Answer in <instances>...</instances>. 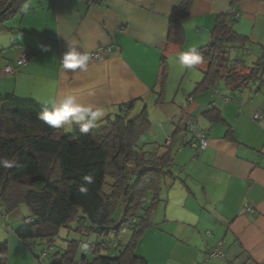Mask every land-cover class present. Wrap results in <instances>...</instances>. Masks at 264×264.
Returning a JSON list of instances; mask_svg holds the SVG:
<instances>
[{"label": "crops", "instance_id": "0c3cea01", "mask_svg": "<svg viewBox=\"0 0 264 264\" xmlns=\"http://www.w3.org/2000/svg\"><path fill=\"white\" fill-rule=\"evenodd\" d=\"M232 4L233 0H193L189 17L179 21L186 34L182 46L171 44L169 33L183 0H104L94 5L84 0H26L22 12L0 32L1 98L51 109L73 95L97 113L92 125L118 113L130 117L135 113V118L152 105L157 110L164 106L162 120H157L161 128L157 136L161 133L164 138L139 142L157 153L186 114L205 131L209 147L196 159L192 149L179 150L164 178L166 188L152 213V226L136 247V255L147 264H264V120L254 119L260 110L264 115V91L254 82L237 90L222 81L224 86L197 92L206 66L192 67L179 59L205 47L218 17L233 14L234 32L246 39L244 50L235 53L243 51L250 64L244 70L240 58V67L249 72L256 66L264 57V0H241L234 10ZM69 46L89 57L100 48L110 51L102 61L90 58L83 69L65 68L63 57ZM24 52L30 60L17 67ZM164 59L168 74L161 85ZM8 66L16 69L15 75L4 73ZM172 77H182L185 102L177 96L167 101L173 92ZM258 80L264 82V75ZM212 88L235 100L212 98ZM191 96L194 101L188 102ZM214 100L222 121L204 115ZM156 125L151 122L146 134ZM61 128L74 136L81 133L76 123ZM15 213L7 219L0 214V243L8 239L10 227L22 228ZM127 234L124 244L131 238L124 240ZM8 240L12 245V237ZM219 245L224 257L210 258V251Z\"/></svg>", "mask_w": 264, "mask_h": 264}, {"label": "trees", "instance_id": "16d2710c", "mask_svg": "<svg viewBox=\"0 0 264 264\" xmlns=\"http://www.w3.org/2000/svg\"><path fill=\"white\" fill-rule=\"evenodd\" d=\"M240 1L233 0L232 10ZM25 2L0 0V32L7 21L22 12ZM192 5L193 0H183L181 13L171 19V44H184L186 34L179 21L189 17ZM233 16H219L210 42L194 52L201 57L199 63L206 66L197 92L222 81L241 90L264 75L257 64L249 72L240 70V57H231L233 50L246 45V39L233 30ZM167 74L164 59L161 85ZM45 110L51 109L0 97V160L14 164L10 168L0 166V214L7 218L22 205L27 206L29 216L23 220L26 226L17 231L27 247L28 241L40 240L51 250L63 229L86 236L108 237L115 233V248L114 243H95L79 256V241L74 240L64 252L54 255L50 264H147L136 255V247L152 226L151 216L160 202L164 178L171 173L169 169L179 151L183 124L172 134V145H163L162 152L157 153L139 145L151 128L147 110L135 118L128 113L107 117L78 136L40 120ZM204 115L211 121H222L217 108H210ZM88 175L93 177L90 184L83 180ZM81 186L87 191L82 193ZM106 186L111 187L110 193H106ZM146 196L151 203L142 206ZM119 211L121 220L116 219ZM28 219L31 222L25 223ZM133 221L134 227L130 228ZM125 228V234L129 230L132 233L126 244L122 242L125 234L120 238ZM8 257V243L0 244V264H7Z\"/></svg>", "mask_w": 264, "mask_h": 264}, {"label": "rangeland", "instance_id": "374dc122", "mask_svg": "<svg viewBox=\"0 0 264 264\" xmlns=\"http://www.w3.org/2000/svg\"><path fill=\"white\" fill-rule=\"evenodd\" d=\"M236 51H232L231 57L235 58V56H240L241 60L243 61V68L244 70L248 69V67H250V64H248V59H247V55H245L243 53V51H238L239 55H236L235 53ZM240 62V61H239ZM172 63V61H171ZM171 63H169L171 65ZM197 66V68L203 67L205 66V64L203 63H196L195 64ZM240 70H242V65L241 67L239 66ZM192 71L193 68H191ZM200 70V69H199ZM174 79V80H173ZM181 80L182 77L179 78H173L172 77V81H173V92L171 95L168 96L167 101L169 100V98H174V97H178V99H182L183 102H185V98H186V89L184 87V85H182L181 87ZM220 86H224V84L221 82ZM178 94V95H177ZM177 101H175V103H177ZM167 103V102H166ZM179 106H184L182 103H178ZM177 104V105H178ZM154 105H152V108H150L148 110L149 112V119L151 120L152 124H156V129H153L152 131H150L148 134H146L141 142L142 145L145 143H150L151 141H149L150 138H152V140L154 138H157L155 140H159L161 141L164 138V134H161L159 136H157V132L158 130H160V126H158L157 120L159 119L162 120L161 114L163 113V107L164 106H160L162 108H157L155 109V107H153ZM135 113L131 114V118H134ZM164 122V121H163ZM171 122V121H169ZM168 130H172V125H170V123H166ZM152 136V137H151ZM171 137V135H169L168 137H166L167 139ZM165 139V140H167ZM164 140V141H165ZM158 141V142H159ZM164 141H163V145H164ZM145 142V143H144ZM141 145V146H142ZM110 184L112 183L111 180H109ZM166 188V180L164 181V187H163V191ZM106 193H110L111 192V187L110 186H106L105 188ZM164 195V194H162ZM120 208V207H119ZM15 215H17L19 218L23 219L27 216H29V210L27 208L26 205H22L20 207V209L15 213ZM116 219L117 220H121V211L118 212V214L116 215ZM22 228H24L26 225L23 223ZM14 228L11 229L10 231V235L9 233L6 231V237L9 239L10 237H12L13 239V244L11 245V242L6 239L3 242H1L0 244L3 243H8L9 246V257H8V261L7 264H50L51 260L53 258L54 255H56L59 252H64V250H66L70 244V242L76 240L78 242L79 245V256H82L83 253L85 252V250H89L90 245L95 244V243H104V245H108V244H113L115 241V233L112 232L108 237L107 236H99L98 234H92L90 236H86V235H79L77 233H75L73 230L69 231L67 229H63L61 230L60 235L58 236V238L55 240V243L52 245V249L49 250V248L51 247L50 245L41 242L40 240L38 241H28V247L24 244V242H22L18 236H17V230L21 229V228ZM72 228H75V224L72 225ZM5 231V230H4ZM131 236V231H128L127 236H125L124 240H129V237ZM114 251L113 253H115V249L112 250ZM49 254H48V253Z\"/></svg>", "mask_w": 264, "mask_h": 264}, {"label": "built area", "instance_id": "2783aa9c", "mask_svg": "<svg viewBox=\"0 0 264 264\" xmlns=\"http://www.w3.org/2000/svg\"><path fill=\"white\" fill-rule=\"evenodd\" d=\"M85 3L87 5H94L97 4L99 2H102L104 0H84ZM238 15L235 16V19H237ZM110 48H100L97 51L93 52L91 54V59L94 61H102L104 60V54L109 52ZM30 60V54L27 52H24L21 57L19 58V60L17 61V67H22L24 65H26ZM258 68L260 69V71L263 73L264 72V57L261 58L258 62H257ZM4 73L8 76H12L15 75L16 73V69L8 66L4 69ZM254 85L258 90L264 91V82L261 80H255L254 81ZM213 93L211 94V97H220L222 98V100L226 103H232L235 99L232 96H222L220 94V91L217 89H213ZM194 101V97L191 96L188 98V102H193ZM216 101L214 100L211 104L210 107L211 108H216ZM127 109V107L125 108V110ZM255 121L261 123L264 120V115L263 112L260 110L256 113V115L254 116ZM173 143V137H169L166 142L164 143V146L170 147ZM209 147V140L208 137L205 133V131H203L199 124L198 121L196 120V118L194 116H192L191 114H186V116L184 117V121H183V130H182V134H181V139H180V146H179V150H183V149H192L194 151V159L198 158L199 155L201 154V152L205 149H207ZM151 203V199L146 196L143 201H142V206H148ZM7 219V218H6ZM31 220L28 219L25 221V223H30ZM134 227V221L132 222L130 228ZM127 231V228L123 229L121 231L120 234V238H122V236L125 234V232ZM207 235H210V232H207ZM113 248H115L117 246V243H114ZM210 258H219V257H224V254L221 250V245H219L218 247H216L215 249L210 251L209 254Z\"/></svg>", "mask_w": 264, "mask_h": 264}, {"label": "clouds", "instance_id": "9594fccd", "mask_svg": "<svg viewBox=\"0 0 264 264\" xmlns=\"http://www.w3.org/2000/svg\"><path fill=\"white\" fill-rule=\"evenodd\" d=\"M90 57L82 52L69 46L68 51L64 54L63 64L65 68H85ZM180 62L186 65L199 63L201 57L194 52L184 53L180 56ZM97 113L91 112V109L80 105L73 95L66 96L59 106H54L51 110H45L40 113L39 119L52 127H61L65 124H79L80 131L87 132L92 126L93 120ZM87 121V122H84ZM83 122V123H82ZM0 166L4 168L13 167L14 164L8 160H0ZM85 183H92L91 175L83 177ZM80 191L86 192L87 189L81 186Z\"/></svg>", "mask_w": 264, "mask_h": 264}]
</instances>
